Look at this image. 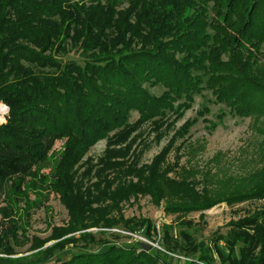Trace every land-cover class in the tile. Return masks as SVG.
Returning <instances> with one entry per match:
<instances>
[{"label":"trees","instance_id":"obj_1","mask_svg":"<svg viewBox=\"0 0 264 264\" xmlns=\"http://www.w3.org/2000/svg\"><path fill=\"white\" fill-rule=\"evenodd\" d=\"M124 3L0 0V102L9 108L0 124V195L9 181L18 180V187L35 175L39 165L51 160L55 142L67 137L50 186L73 217L68 233L120 226L129 233L145 226L148 236L151 222L110 216L121 203L139 196H150L156 204L165 200L171 213L212 207L215 199L207 190L196 192L199 183L187 175L169 176L179 162L169 163L166 150L151 165H140V151L131 152L133 133L146 123L161 131L170 113L177 119L183 116L204 89L229 108L228 114L249 115L264 105L259 80L264 0H128L120 8ZM71 52L81 62L62 59ZM146 84L165 90L156 96ZM133 112L139 118L131 123ZM207 112L204 108L201 115ZM195 123L186 122L173 140L184 137ZM103 140L108 147L104 156L97 164L89 161L86 171L87 177L95 173L98 182L83 185L75 168ZM263 199L264 180L228 202ZM191 224H181L177 238L170 226L164 227L169 253L214 264V245L221 264H264V207L233 223L212 247L183 229ZM14 230L13 225L1 227L0 253H12L7 243ZM79 241L83 251L67 261L55 253V245L33 258L0 264L180 263L167 253L147 250L143 243L127 247L88 232L68 243ZM95 243L108 248L93 251Z\"/></svg>","mask_w":264,"mask_h":264},{"label":"rangeland","instance_id":"obj_2","mask_svg":"<svg viewBox=\"0 0 264 264\" xmlns=\"http://www.w3.org/2000/svg\"><path fill=\"white\" fill-rule=\"evenodd\" d=\"M124 2L120 8L128 6V0ZM62 59L81 62L76 52H71ZM259 76L260 82L264 84V67L261 68ZM145 86L156 96H160L165 90L159 85L153 87L146 84ZM182 101H178L175 106ZM204 108H207L208 112L201 115ZM228 111L229 108L224 103L215 100L212 91L204 89L201 94L194 96L191 108L186 110L183 116L177 119L176 114L170 113L167 123L161 126V131H154L153 126L146 123L139 131L133 133L131 138V140L136 138L131 152L140 151L138 156L140 165H151L156 157L166 150V159L169 163L179 162L175 172H171L169 176L180 179L183 175H187L190 181L199 183L195 186L196 192L203 195L207 190L208 196L215 199L212 207L185 213H171L166 211L168 202L165 200L156 204L150 196H139L121 203V209L114 210L110 216L117 219L121 216L124 219L135 218L140 222H151L152 230L148 236L145 226L138 227L136 231L129 233L121 226L117 229L91 228L68 233L71 230L73 217L61 201L60 195L51 187L54 164L60 159L67 142V137H64L55 142L50 152L51 160L37 167L35 171L37 176L26 177L24 183L18 187L16 186L18 180L9 181L6 190L0 195V230L1 227L8 225H13L15 228L7 243L12 253H0V260L11 262L26 260L58 245L55 247V253L67 261L71 254L83 251L84 246L81 241L77 245H72L68 243V240L80 239L82 233L88 232L92 233L96 239L102 235L104 240L115 241L116 244L127 247L143 243L163 253L183 257L184 260H178L170 256L178 260L179 264L185 262L208 264L199 260L198 256L187 257L179 252L169 253L163 244V229L170 226L171 234L177 238L181 224L191 222L190 226L183 229L190 232L196 241H203L212 247L220 235H227L233 223L249 217L264 207V199L228 202L230 197L251 192L264 180H262L264 176V105L259 111L249 115L236 116L228 114ZM8 113V106L0 102L1 125L6 122ZM138 118L139 114L133 112L130 122L133 123ZM195 120L196 123L189 128L184 137L173 140L175 134L182 130L186 122ZM160 134L161 138L158 139ZM107 148V141L103 140L88 151L79 166L75 168L79 183L91 185L98 182L95 173L94 176L87 177V163L93 161L97 164ZM44 177L47 179V184L44 183ZM97 207V205L93 206V208ZM111 233L122 237L113 239ZM152 243L155 247L150 245ZM219 245L224 247L223 242ZM106 248L108 245L98 243L91 246L93 251L98 249L104 251ZM212 252L214 264H221L217 251H214V245Z\"/></svg>","mask_w":264,"mask_h":264},{"label":"built area","instance_id":"obj_3","mask_svg":"<svg viewBox=\"0 0 264 264\" xmlns=\"http://www.w3.org/2000/svg\"><path fill=\"white\" fill-rule=\"evenodd\" d=\"M148 243H149V242H148ZM150 245H152V247H155V245H153V243L150 244ZM157 247L160 248L158 245H157ZM170 256H172V257H174V258H176V259H178V260H184L183 257L177 256V255L170 254ZM190 262H193V261H190ZM198 264H203V263H202V262H198Z\"/></svg>","mask_w":264,"mask_h":264},{"label":"water","instance_id":"obj_4","mask_svg":"<svg viewBox=\"0 0 264 264\" xmlns=\"http://www.w3.org/2000/svg\"><path fill=\"white\" fill-rule=\"evenodd\" d=\"M146 248H147V250H149L150 249V247L148 246V245H144Z\"/></svg>","mask_w":264,"mask_h":264}]
</instances>
